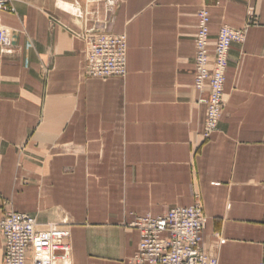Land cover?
Listing matches in <instances>:
<instances>
[{
  "label": "crops",
  "instance_id": "0c3cea01",
  "mask_svg": "<svg viewBox=\"0 0 264 264\" xmlns=\"http://www.w3.org/2000/svg\"><path fill=\"white\" fill-rule=\"evenodd\" d=\"M0 48V219L67 225L71 264H132L137 217L203 203L218 264L264 259V0H10ZM245 31L209 142L193 91L198 12ZM253 15L252 17H250ZM257 20V24L252 20ZM87 31L127 38V77L88 79ZM206 97V94L202 96ZM4 243L0 236V264Z\"/></svg>",
  "mask_w": 264,
  "mask_h": 264
},
{
  "label": "built area",
  "instance_id": "2783aa9c",
  "mask_svg": "<svg viewBox=\"0 0 264 264\" xmlns=\"http://www.w3.org/2000/svg\"><path fill=\"white\" fill-rule=\"evenodd\" d=\"M0 12L16 14V9L10 0H0ZM197 18L193 91L200 97L197 103L207 109V121L201 137L203 142H209L219 131L225 109L224 86L231 47L244 43L246 34L223 26L212 47L208 10L201 9ZM252 23L256 25L257 20L253 19ZM82 39L85 43L86 78L127 77L128 45L125 35L87 31ZM11 43L9 31L0 29V48H8ZM204 223V207L199 197L193 206L176 207L157 218L137 217L129 225L139 232L140 238L132 264H218V259L203 249ZM0 236L4 243L3 264H71V232L67 225L42 227L34 217L6 211L0 219ZM260 264H264V259Z\"/></svg>",
  "mask_w": 264,
  "mask_h": 264
}]
</instances>
